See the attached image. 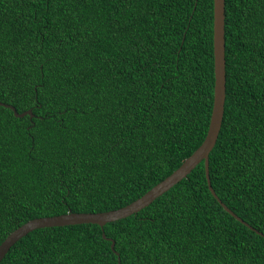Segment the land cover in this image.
<instances>
[{"label":"trees","instance_id":"16d2710c","mask_svg":"<svg viewBox=\"0 0 264 264\" xmlns=\"http://www.w3.org/2000/svg\"><path fill=\"white\" fill-rule=\"evenodd\" d=\"M224 30L209 180L252 229L201 162L138 213L35 229L0 264H264V0H225ZM212 37L213 0H0V102L32 113L0 106V243L35 218L124 207L176 170L208 129Z\"/></svg>","mask_w":264,"mask_h":264},{"label":"water","instance_id":"95a60500","mask_svg":"<svg viewBox=\"0 0 264 264\" xmlns=\"http://www.w3.org/2000/svg\"><path fill=\"white\" fill-rule=\"evenodd\" d=\"M224 26H225V0H213V74H214V86H213V103L211 109V115L209 120L206 136L198 148L186 158L181 165L174 170L169 176L157 183L150 190H148L140 198L136 199L132 203L107 212L99 213H73L67 212L57 216L41 217L32 219L12 231L1 243H0V261L4 258L9 249L21 238L35 229L50 228V227H64L74 226L82 224H94L103 228L106 224L126 218L132 214H136L142 209L149 206L156 198L160 197L173 186L179 183L182 179L186 178L192 170L201 162L204 164V172L208 190L211 195L218 201L220 206L233 218L241 222L248 228L244 221L237 217L230 209H228L216 196L214 190L211 187L209 180V154L213 150L223 120L224 103H225V38H224ZM0 106L9 108L13 111L15 117L21 118L26 115L32 116L30 110L17 113L13 106L0 102ZM260 234L259 232H257ZM261 235V234H260ZM104 237V234L102 235ZM114 243H111L113 248Z\"/></svg>","mask_w":264,"mask_h":264}]
</instances>
